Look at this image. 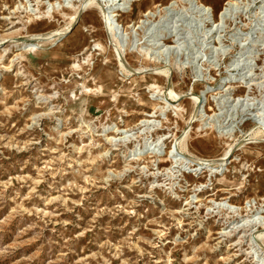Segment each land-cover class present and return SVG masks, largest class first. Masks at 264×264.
<instances>
[{
	"label": "rangeland",
	"instance_id": "1",
	"mask_svg": "<svg viewBox=\"0 0 264 264\" xmlns=\"http://www.w3.org/2000/svg\"><path fill=\"white\" fill-rule=\"evenodd\" d=\"M85 1L0 0V264H264V0Z\"/></svg>",
	"mask_w": 264,
	"mask_h": 264
},
{
	"label": "bare ground",
	"instance_id": "2",
	"mask_svg": "<svg viewBox=\"0 0 264 264\" xmlns=\"http://www.w3.org/2000/svg\"><path fill=\"white\" fill-rule=\"evenodd\" d=\"M105 4H103L102 2H100V0H86L82 5H78L76 7V11H74V15L71 17V25L73 26L76 22H77V19L80 15V13H82V11H84L85 8H91L93 6H97L99 7V9L101 10L102 12V18H103V21H105V28L107 29L108 31V34L109 36L111 35V40L112 38L114 40H116V25L114 23V19L112 17V15H114V12H110L109 10H107L105 7H104ZM199 5V4H198ZM204 6V5H203ZM205 7V6H204ZM208 10H210V8H207ZM202 10H205V9H202ZM201 11V10H200ZM204 15V14H203ZM166 20V19H165ZM164 23V22H163ZM58 37V36H57ZM160 48V47H159ZM118 60V59H117ZM119 62V65L120 67L122 68L123 71H126V72H132L133 69L130 67L129 63L125 60V59H122L121 56H120V59L118 60ZM142 70V69H140ZM165 72V71H164ZM141 73V72H140ZM174 95L175 92L173 93ZM172 94V95H173ZM173 97V96H172ZM178 97V96H177ZM180 97V96H179ZM178 97V98H179ZM174 98V97H173ZM176 98V97H175ZM192 99V98H191ZM194 100V104H195V108H194V112H193V117H195L197 115V113H199V109H200V104L202 103L200 97H195L193 98ZM82 105V104H81ZM261 132V131H260ZM264 133V132H262ZM252 139H256L255 137H253ZM251 140V139H250ZM176 146V145H175ZM176 148V147H175ZM232 150H233V146H229V148L225 151L224 155L222 158H220L219 160H210L208 161L209 163H217V164H221L223 163L227 157H229L231 154H232ZM173 151V150H172ZM178 154V153H177ZM179 155H182V152L179 153ZM257 239V245L256 246H260V249H264V234H259L256 236ZM254 244V242H253Z\"/></svg>",
	"mask_w": 264,
	"mask_h": 264
}]
</instances>
